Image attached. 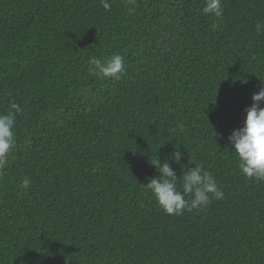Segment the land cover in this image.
I'll list each match as a JSON object with an SVG mask.
<instances>
[{
	"label": "trees",
	"instance_id": "trees-1",
	"mask_svg": "<svg viewBox=\"0 0 264 264\" xmlns=\"http://www.w3.org/2000/svg\"><path fill=\"white\" fill-rule=\"evenodd\" d=\"M109 2L0 0V113L22 108L0 264H264V181L228 140L264 87V0H222L220 18L204 0ZM114 53L121 79L93 75L89 58ZM177 148L222 200L162 210L145 185L157 156L182 175Z\"/></svg>",
	"mask_w": 264,
	"mask_h": 264
},
{
	"label": "clouds",
	"instance_id": "clouds-1",
	"mask_svg": "<svg viewBox=\"0 0 264 264\" xmlns=\"http://www.w3.org/2000/svg\"><path fill=\"white\" fill-rule=\"evenodd\" d=\"M134 2L135 0H129V3ZM101 4L105 10H110L109 0H101ZM201 11L204 15L222 17V0H204ZM217 26L214 24L213 28ZM256 31L264 34V28H261L260 24H257ZM89 63L92 74L100 78L120 80L126 72L125 58L119 53L103 59L93 56L89 58ZM252 101L251 106L245 109L243 126L234 129L228 140L237 155L241 174L250 179L264 181V87L253 93ZM21 112L20 104L12 101L7 111L0 113V178H3L9 167V157L17 144L14 129L16 118ZM183 155L177 148L171 156L172 161L180 164L182 169H186L180 176H177L168 160L161 163L157 156L151 161L159 175L151 178L145 188L151 192L158 205L168 215H181L184 211L202 209L213 199L224 198V193L213 174L205 170L202 165H197L191 157L189 162H194V167L181 163ZM31 183V179L25 177L20 186L27 190Z\"/></svg>",
	"mask_w": 264,
	"mask_h": 264
}]
</instances>
